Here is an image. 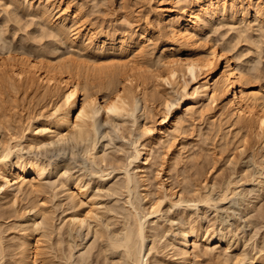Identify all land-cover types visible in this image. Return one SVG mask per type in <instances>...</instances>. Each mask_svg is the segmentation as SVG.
<instances>
[{
	"label": "rangeland",
	"instance_id": "1",
	"mask_svg": "<svg viewBox=\"0 0 264 264\" xmlns=\"http://www.w3.org/2000/svg\"><path fill=\"white\" fill-rule=\"evenodd\" d=\"M185 1L51 0L55 4L41 18L42 2L0 0V66L7 64L9 51L79 67L83 76L87 74L80 80L88 82L89 93L100 101L101 84L109 77L91 79L90 74L96 68L116 70L126 59L106 51L107 46L96 51L77 40L72 44L70 34L56 36L52 27L58 23V12L67 4L71 11L77 9V24L66 22L70 33L82 27L80 33L85 34L92 28L97 41L103 34L115 35L133 39L144 50L137 59L140 92L130 88L129 108L121 114L101 110L89 122L93 127L80 131L68 126L61 136L45 129L59 97L41 96L25 84L13 87L0 74V264H132L125 249L112 243L134 228L136 217L144 240L143 245L133 240L134 252L143 264H178L179 240L188 226L198 231V238H189L186 264H248L252 256L258 258L255 264H264V139L255 130L236 131L214 112L200 116L197 109L207 101H184L179 86L158 77L164 75L157 65L162 47L178 48L172 58L191 52L175 46L157 21L159 7L177 11ZM249 12L246 22L253 25L254 34L238 38L236 14V24L213 22L203 38L248 59L240 67L249 69L252 86L264 95V29ZM135 52L131 46L125 55L133 59ZM180 77L190 92V76ZM173 119L180 120L181 128L167 139L155 140L148 131L156 132ZM145 146L143 162L133 159ZM87 150L93 158L87 157ZM29 160L41 165L44 175L39 180L28 175L21 186L8 189L3 169L8 167L7 175L15 178L16 165ZM127 176L132 180L129 186ZM223 195L226 198L220 200ZM204 198L206 203L201 202ZM158 204L160 211L152 214Z\"/></svg>",
	"mask_w": 264,
	"mask_h": 264
},
{
	"label": "bare ground",
	"instance_id": "2",
	"mask_svg": "<svg viewBox=\"0 0 264 264\" xmlns=\"http://www.w3.org/2000/svg\"><path fill=\"white\" fill-rule=\"evenodd\" d=\"M36 1L43 3L39 8L37 7L41 18L47 17L51 11V7L55 3L52 4L51 0H46L45 3L44 0ZM169 1L172 3L174 0ZM159 10L157 21L161 29L173 38L175 46H183L191 51L186 56L180 54L179 57L172 58L176 47L173 45L162 47L159 50L160 55L159 59L157 58V65L162 68L164 75L160 76L158 74L159 79H165L170 84L179 86L184 94V101H190L196 97L207 101V104H202L197 109L200 116L207 111L214 112L227 118L229 125L236 131L245 130L252 132L255 130L254 132H259L264 139V95L252 86L251 78L248 75L249 69L247 68L248 70L245 71L240 67L244 61L249 62L248 59L243 58L245 59L243 60L237 53L228 54V48L215 46L203 38L206 27L211 26L213 22L219 20H231L230 22H232V20L234 21L238 17H235L236 14L239 15V20L237 19L239 21V28L237 29L239 34L236 33V35L254 34L252 32L253 25L250 22L247 23L248 21L246 22L248 19L246 17L250 13V10L253 21L258 22L259 27L264 29V0H237V2L234 0H187L183 7H180L177 11H174L175 9H171V7H159ZM77 15V9L71 11L69 4L65 5V8L57 14L56 20H58V23L52 27L55 35L61 37L70 34L69 42L72 44L77 40L84 44L85 48L91 47L92 50L95 49L96 51L103 50L107 46L106 51H112L115 54L118 53L122 57L124 56L122 58L123 60L126 59L116 70L103 72L96 70V68L93 73L91 72L92 74L89 73L92 76L91 79L94 77L99 78L105 74L109 77L107 84H104V86L101 84L99 90L101 101L89 93L87 89L88 82L86 80H80V76H83V74L80 73L81 69H79L80 71L78 70L79 67L70 68L68 64H60L61 61L58 63L52 58L38 59L28 52H23L19 56H16L14 54L12 55L9 51H6L7 64L0 66V74L7 76L8 82L11 81V86L17 87V85L25 84L36 88V91L41 96L59 97L58 102L54 104L55 106L52 108V112L49 113L46 119L47 126L45 128L53 132L55 136H61V129L72 125H75L80 131L93 127L94 123L89 124V122L91 120L93 121L101 110L112 114L125 112L129 106L130 88L135 86L138 90L141 86V80L136 72L140 68L137 66V59L143 57V47L139 43L135 44L136 42L133 39L127 40L125 37L118 38L115 35L108 34H103L101 36L102 39L97 41V38L93 35L92 28H89L85 34L80 33L81 29L84 28L81 27L79 30L75 29L71 35L72 32H68L66 28V22L69 21L74 24L75 21L76 25L78 22ZM230 22L228 24H231ZM234 23L236 24L235 21ZM246 23L249 26H245ZM239 24L244 25L241 27ZM239 41L238 39V43ZM257 41L254 40L253 42L256 47H259L257 46ZM131 46H135L136 52L133 54V59H128L129 56H126L125 53H129ZM250 47L252 48V46ZM4 62L6 63V61ZM85 70L88 69L86 68ZM84 73L86 74L87 72L84 71ZM180 74L182 76H190L191 82L194 85L190 92L187 90L186 84H181ZM86 75L84 76L87 77ZM178 103L180 104L181 102ZM187 112L190 111L188 110ZM180 123L179 119H173L169 122H163L156 132H151L150 129L148 131L153 134L155 140H163L169 137V133L179 132L181 128ZM145 151L146 146L143 151L136 150V156H134L136 158L133 159H141L143 162L142 152ZM86 155L88 158H93L92 150H87ZM5 157L7 158L8 155ZM137 168L141 170L140 165ZM43 169L36 161H21L16 165L15 174L17 176L15 178H9L7 175L9 168L6 167L3 169L4 176L2 179L5 181V186L8 189L13 186L19 187L24 183L28 175H31L34 180H39L38 178L44 175ZM127 177L126 186H129L132 180L129 176ZM20 178L22 182L19 180ZM28 184L31 185L32 183ZM229 186L230 183L225 187L227 192L230 191ZM129 192L131 194V190ZM224 196L220 200H224L226 198ZM201 202L206 203L207 198L202 199ZM159 208V204L158 206H154L152 214L159 212ZM86 216L90 218L89 215L86 214ZM81 218L83 219V217ZM136 218L134 228L127 230L123 238L117 243L113 242L112 245L114 248L123 247L127 258L132 261V264H143L136 256L139 252H134V246L137 245V242L135 244L133 240L137 238L141 241L140 245H143L144 240V228L139 218L137 220ZM77 222L81 223L82 220H78ZM197 232L196 229L189 228V226L187 229H183L179 240L181 249L178 253V264H186L189 260V238L192 237L193 241H195L198 238ZM221 240L220 238L219 241ZM23 250L25 249L23 248ZM33 257V253H29L28 258L32 260ZM249 261L248 264H255L258 258L252 256Z\"/></svg>",
	"mask_w": 264,
	"mask_h": 264
}]
</instances>
